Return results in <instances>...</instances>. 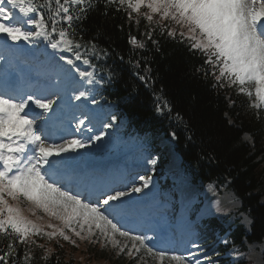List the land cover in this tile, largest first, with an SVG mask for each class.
Returning a JSON list of instances; mask_svg holds the SVG:
<instances>
[{
  "label": "snow or ice",
  "instance_id": "6c2138e0",
  "mask_svg": "<svg viewBox=\"0 0 264 264\" xmlns=\"http://www.w3.org/2000/svg\"><path fill=\"white\" fill-rule=\"evenodd\" d=\"M98 3L0 0V264H31L33 247L44 249L34 238L75 245L69 232L135 264H219L190 225L178 243L162 234L149 207L151 175L108 173L91 163L118 119L96 98L105 74L108 83L115 78L101 63L110 53L77 34ZM112 5L136 25L146 21L143 35L153 45L157 29L178 36L203 56L198 71L212 77L214 88H234L257 115L264 110V0H104V15ZM130 43L147 47L135 36ZM136 75L149 86L147 74ZM156 112L170 113L168 101ZM177 139L171 131L162 144ZM157 160L146 158L152 171ZM141 223L151 226L135 227Z\"/></svg>",
  "mask_w": 264,
  "mask_h": 264
},
{
  "label": "trees",
  "instance_id": "16d2710c",
  "mask_svg": "<svg viewBox=\"0 0 264 264\" xmlns=\"http://www.w3.org/2000/svg\"><path fill=\"white\" fill-rule=\"evenodd\" d=\"M115 8V5L110 6L108 14L104 15V0H99L83 24L76 26L78 36L83 35L84 41L94 40L100 48L109 51L116 95L130 100L126 109L143 123L138 124L139 127L162 129L166 135L175 131L178 137L175 147L194 175L215 181L218 186L228 184L239 197L240 211L252 219L251 233L245 235L239 229L231 238L240 243L243 237L251 243H264V165L257 161V157L264 154V146L257 140L264 137L263 122L248 107L245 96L238 95L234 88H214L212 77L198 71L204 60L199 52L191 51L178 36L173 39L166 33L161 35L159 29L153 33L152 39L158 42L153 45L143 35L146 21L141 19L136 25ZM169 26L180 31L174 24ZM133 36L144 41L147 47L140 49L132 45ZM136 73L147 74L148 87ZM163 97L170 104L171 112L160 115L156 104ZM146 122L152 124H144ZM245 133L253 137L254 148L243 141ZM34 239L44 245V249L33 247L31 264H96L97 255L74 254L78 247L70 241L64 242L59 237L48 248L44 240ZM4 243L6 240L0 241V247ZM45 250L50 254L42 259ZM120 259L108 258L112 264H124Z\"/></svg>",
  "mask_w": 264,
  "mask_h": 264
},
{
  "label": "rangeland",
  "instance_id": "374dc122",
  "mask_svg": "<svg viewBox=\"0 0 264 264\" xmlns=\"http://www.w3.org/2000/svg\"><path fill=\"white\" fill-rule=\"evenodd\" d=\"M84 69H87L88 71L91 70L90 68H84ZM107 84H110V83L107 82ZM101 88H104V87L101 86ZM262 122H263V125H264V115H262ZM126 123L127 122H126L125 118H118V121L115 122L114 124H116V127L118 129L125 130V132L123 134L120 133L121 135L118 136V137H116V136H113V137L108 136V138L105 141H102L103 144H102V142H100V144L106 145V146H110L111 144H113V145L116 146V149H117V147L121 146V147H123L122 151H126L128 149V145L124 144L123 142L122 143L121 142L117 143L119 140H121V139H123L125 137L134 139V141H135V145L133 146L134 149H137L140 146L141 143H143L145 141H147V142L150 141L149 136H147L148 139H146V140H143V139L139 138L137 132L134 130V127H131L130 129L129 128L126 129L125 128L126 127L125 126ZM117 131H119V130H117ZM109 132H115V129H110ZM243 139H244V141L248 142L249 146L251 147V145H252L251 137L249 135H245ZM162 140L163 139L160 137L157 140V144L155 146H152V145H150L148 143L145 145L147 147V151L142 153L141 163L143 165L144 164H148L145 161H146V158L149 156V154H151L152 157H158L157 162H158L159 168H157V169L160 170L161 168L165 167L166 170H169L171 168H176V169H178V171H183L184 168H183L182 164L180 165V163L178 161L173 162L172 159L171 160H169V158L166 159L168 156H170L171 149H170V147L168 145L162 144ZM257 140H258V142H260L264 146V137L262 139H257ZM111 141H114L115 143H111ZM125 146H127V149L124 150ZM160 146H164L165 148H164V150L160 149L161 153L158 154L156 149L158 147H160ZM101 148H99V149H101ZM116 149L112 153H110V150H107L106 152H102V153L97 154V155L93 154V156H95L94 158H100V157H103V156L108 155V154H111V155L114 154L115 155L118 152L120 154L121 152L117 151ZM80 151H82V153H83V152H86L87 150L82 149ZM88 151L90 152V150H88ZM134 153L135 152H133V155H134ZM136 156L137 157L140 156V151H138ZM163 159H165V161L162 163ZM178 159H179V157H178ZM134 163H136V161H134ZM146 167H148V166L146 165ZM151 169L148 170L146 175H151L152 176V173L156 169L154 171H152ZM142 170H144V169L142 168ZM173 179H175V181L176 180L177 181L181 180V176L179 175L178 172L173 176ZM183 183H184V185L187 184L189 186V192H186V195H191V194L194 195L195 194L194 202L196 200H200L199 202H202L200 204H196V207L199 209L200 212L204 213L205 217H216V216H220L221 214H224V215H222L221 218H222V223L225 224V225H228L229 222H232L233 216H234V218L238 219L237 211H238V208H239V201L236 199V197L227 188H225V189H227L226 192L227 193H231L234 196L233 201L235 203L233 204V206H230V205H228L226 203H224V204L228 205L229 207L223 206V205L220 204L219 200L215 201V202H218V204L216 203L215 206H213V205L207 203L206 201H204V200H202L200 198L201 194L204 195V198H209L208 195L206 196V193H201L199 191V187L202 184V182L200 180H197V181L193 180L192 177H191V174H190V176L188 175V179L187 180H183ZM153 184H154V189L156 190L155 194L156 195H160L158 193V184L155 181H153ZM210 185L211 184L205 185V187L200 189V190H203V191L207 192L208 189H210L211 187H213V189H215L214 186L211 185V187H210ZM181 186H183V184H181ZM151 187H152L151 188V192H152L154 190H153V186H151ZM223 192L224 191H221V189H220V192L217 191L216 193H219L218 195H220ZM139 195H142V194H139ZM163 198L165 199V201L156 202L150 208L155 210V213H156V216H157L158 215L157 212L159 211L157 209H159L160 207L166 205L169 209H168L167 212L163 213V216H165V219L161 220V224H162L163 228H165L167 226V227H169L171 229L172 233L173 232L177 233L175 236H181L182 235V229L186 226V220L182 222V220H183L182 218H184V216H185V214H182V210H181L183 201L180 199V196H176L175 198H173L171 194H167V193L164 194ZM218 198L219 197H215L214 199H218ZM169 200H172V202H170ZM262 201H264V199H262ZM219 204H220V206L223 209L220 208ZM150 205H152V204H150ZM186 205L188 206L187 203H186ZM230 207H234V208L231 210ZM163 210H165V208H163ZM190 210H191V212L194 211L193 208H191ZM161 211H162V209H161ZM37 215H43V214L42 213H37ZM31 218L35 219V217H31ZM245 218L247 219V221L245 220ZM245 218H242L241 222L242 223H246L245 226H246L247 231L249 232L250 220L247 217H245ZM199 219L200 218L197 215V218L194 220V223H196ZM226 219L229 220L228 223L225 222ZM47 220H48V218L45 216L44 220L43 221H39V222L40 223H46ZM53 223H58V222L53 221ZM195 228H196V226L193 228L194 231H195ZM70 234L72 236H75L74 234L69 232L68 235L70 236ZM209 235H210V238H211L210 241L209 242H202V243L205 244L210 249L209 256H213V257H216V258L219 259V264H239L238 260H241L243 257L246 260H248L250 264H261V259L263 260V258H261V255H260V252H259L260 248H255V247L249 245V244H254V243H248V242L245 243V242H243L244 240H242V243H241L240 247H238L235 243H230L228 245L227 249H222L221 245L215 239L217 233L210 232ZM57 239H58V237H56V238L52 239L51 241L47 242L49 239L47 237H44L42 239L39 238L38 240H44L43 242L48 243V248H51V243L53 241L57 240ZM222 240H225V238L221 237L220 241H222ZM73 241H75V243L77 244V247H78L77 251L74 252V254L78 255V254H82L83 252L84 253L85 252H89V253H91L93 255H97L95 257L96 258V260H95L96 264H112L108 260V258H116V257H120L121 258L120 259L121 263H124V264H127V263L135 264V261L132 263L131 262L132 259H130L126 255H124V254L117 255L116 251L113 250L111 246L105 248L101 243H94V242H92V241H90L88 239H83L82 240V239H80V238H78L76 236L74 237ZM258 244H260V243H258ZM236 248L242 249V250L234 251ZM263 251H264V249H263ZM263 253H262V256H263ZM149 264H153V261L149 260Z\"/></svg>",
  "mask_w": 264,
  "mask_h": 264
},
{
  "label": "bare ground",
  "instance_id": "6f19581e",
  "mask_svg": "<svg viewBox=\"0 0 264 264\" xmlns=\"http://www.w3.org/2000/svg\"><path fill=\"white\" fill-rule=\"evenodd\" d=\"M77 64L79 65V62H77ZM84 71H88V70L84 69ZM102 144H103V142H102ZM115 149H116V146L113 145V144H111L110 146L104 145L101 149H96L94 151V155L100 154L102 152H106L107 150H110V153H112ZM125 149H127V146L124 147V150ZM89 150L93 151L91 149H89ZM134 152H135L134 155H133V152L124 153V154H119V152H118L115 155L114 154L113 155L108 154V155H105V156L100 157V158H92L91 159V163L95 167L99 168L100 170L108 172V173H112L117 167H120L122 169L121 174L127 175L126 166H132L133 164L136 165V163H134V161L137 162V158L138 157L136 155L138 153V150L134 151ZM142 168L145 169L146 166H144V167L136 166L135 167L136 171H142ZM226 190L227 189H224L223 190L224 192L222 194L218 195L219 193H216L217 190L213 189V187H211L210 189H208L207 193L213 199L215 197H219L223 201V203H226V204H228L230 206H233V204L235 203L233 201L234 196L231 193H227ZM154 198H155L154 191H152L150 193V204H152L154 202ZM157 210H161V209H157ZM162 210H163V208H162ZM151 211H152V216H154L156 218L157 216H156L155 210L153 209ZM158 215H161V214L158 213ZM147 226H151V225L144 224V223L135 225V227H138V228L147 227ZM162 231H164V230H162ZM148 234L149 235H154V233H152V232H149ZM172 239H173V242H175L176 241V236H173ZM249 245L253 246L255 248H260L259 252H260V255H261V258H262V253H263L262 251L264 249V244L254 243V244H249ZM261 264H264L262 259H261Z\"/></svg>",
  "mask_w": 264,
  "mask_h": 264
}]
</instances>
